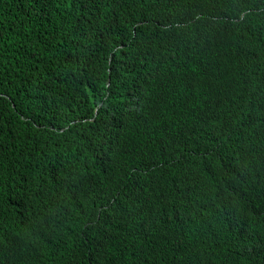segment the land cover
<instances>
[{
  "label": "trees",
  "instance_id": "16d2710c",
  "mask_svg": "<svg viewBox=\"0 0 264 264\" xmlns=\"http://www.w3.org/2000/svg\"><path fill=\"white\" fill-rule=\"evenodd\" d=\"M186 6L185 0H0V208L8 210V182L38 198L56 191V203L71 205L68 235L42 228L33 239L52 256L49 264L55 255L56 264L60 257L70 264H237L240 249H264L249 215L233 221L242 207L230 219L209 198L213 178L236 176L240 163L248 173L243 184L264 193L260 154L234 136L224 139L220 164L208 161L229 133L215 115L233 90L224 68L244 76L259 39L246 30L243 44L236 48V41L214 70L200 54L208 49L179 64L164 47L170 31L160 25L181 19ZM82 197L106 206L76 235ZM30 206L31 214L48 211ZM81 210L83 217L94 214ZM16 221L0 225L1 243L3 234L18 240V228L31 231L27 221ZM2 245L0 264L23 248Z\"/></svg>",
  "mask_w": 264,
  "mask_h": 264
},
{
  "label": "clouds",
  "instance_id": "9594fccd",
  "mask_svg": "<svg viewBox=\"0 0 264 264\" xmlns=\"http://www.w3.org/2000/svg\"><path fill=\"white\" fill-rule=\"evenodd\" d=\"M145 1V0H141ZM187 3L186 9L183 12V17L178 20L168 19L161 23L160 28L170 31L165 39L164 47L171 54L170 57L175 58L180 63L188 60V55L194 52L204 51L208 57L212 69H216L223 64V56L231 50L236 41L238 48L243 44L242 37L245 36L246 30L252 36L251 39H259L260 48L250 53L245 62V68L242 77H236L235 72L230 66L226 65L225 73L232 77L233 90L232 94L224 98V102L219 106V112H215L218 118H222L227 131L222 141L215 143V149L208 154V161L212 164H220L222 158L226 156V144L224 139L231 142L234 136H238L239 143L242 145L245 142L252 144L262 159V168H264V0H185ZM210 16V20L205 21V17ZM258 21V22H257ZM140 22V15L137 16L135 27ZM245 22L250 25L243 28ZM193 23V27L183 33H179L178 29L181 25ZM225 25V26H224ZM135 34V28L131 34V39ZM206 36H211L214 41V46H209L206 43ZM129 43V42H128ZM221 46L229 44V49ZM199 54V55H200ZM198 56V55H197ZM196 57V56H195ZM191 60V59H190ZM103 83V82H102ZM257 105H253V102ZM198 108V107H197ZM246 165V164H245ZM248 166V165H246ZM240 170L236 176L224 173L213 178L212 190L213 193L209 197L213 207L231 219V215H236L242 207L240 216L249 215L253 229V235L256 239L264 238V207L262 206V194L258 193L251 185H244V166L240 163ZM210 173V172H209ZM7 188L11 189V193L6 197L8 210L4 211L0 208L1 222L0 225H20L18 221H27L24 224L29 230L17 229V239L15 235L8 233L3 234L2 249L5 250L9 246H15V251L18 246H37L41 251L34 255L32 264H49L51 255L44 249L39 241L33 240L40 233L42 228H55L60 232L68 235L67 227H65V218L68 215L71 205L65 203H56L54 197L58 192L53 191L45 197L38 198L30 189L7 183ZM47 199V201H46ZM82 197L78 201V208L74 211V219L78 217L82 220L81 230L93 225L98 220L101 211L106 206L99 199H90L84 201ZM30 205L44 206L48 208L45 215L31 214L33 208ZM82 208L85 212L93 211V216L83 217ZM65 227V228H64ZM13 230V229H12ZM11 230V231H12ZM1 238V234H0ZM26 252L25 249H21ZM31 251V250H30ZM235 252V248L233 249ZM11 252V253H12ZM15 255H19L16 252ZM237 264H262L264 261V249L259 253L256 252V246H246L245 249H240L237 253ZM14 255H10L8 261ZM6 264H15L8 262ZM60 264H70L64 258H58Z\"/></svg>",
  "mask_w": 264,
  "mask_h": 264
},
{
  "label": "bare ground",
  "instance_id": "6f19581e",
  "mask_svg": "<svg viewBox=\"0 0 264 264\" xmlns=\"http://www.w3.org/2000/svg\"><path fill=\"white\" fill-rule=\"evenodd\" d=\"M258 22V21H257ZM261 24L264 23V20L263 21H260ZM225 26V25H224ZM248 25L244 26L243 28H247ZM206 43L209 45V46H214L215 43L214 41L211 39V36H206ZM262 96H264V93L262 92ZM253 105H257V103L254 101L253 102ZM262 105L264 106V103H262ZM209 115L211 116V114L209 113ZM174 155H169L167 158L165 159H168V158H172ZM152 166V165H151ZM150 168H155V166H152ZM77 224V223H76ZM81 231V229L79 230H76L75 231V234L78 235V233ZM49 239V238H48ZM47 239V240H48ZM42 244V241H40L39 243V246ZM37 246H24L23 249L26 250V252H24L23 250H18L17 253H19V255H14L10 261L8 262H13L15 264H32V261H33V258H34V255L41 251V248L39 247L38 249H36ZM31 250V251H30ZM56 259V255L55 257L52 259V264H56L54 261Z\"/></svg>",
  "mask_w": 264,
  "mask_h": 264
}]
</instances>
